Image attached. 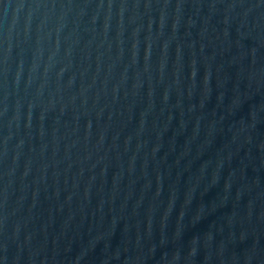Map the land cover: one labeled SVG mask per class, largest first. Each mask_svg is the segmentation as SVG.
<instances>
[{
  "label": "water",
  "instance_id": "95a60500",
  "mask_svg": "<svg viewBox=\"0 0 264 264\" xmlns=\"http://www.w3.org/2000/svg\"><path fill=\"white\" fill-rule=\"evenodd\" d=\"M0 264H264V0H0Z\"/></svg>",
  "mask_w": 264,
  "mask_h": 264
}]
</instances>
